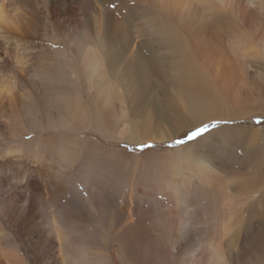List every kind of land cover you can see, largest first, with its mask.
<instances>
[{
  "label": "bare ground",
  "instance_id": "obj_1",
  "mask_svg": "<svg viewBox=\"0 0 264 264\" xmlns=\"http://www.w3.org/2000/svg\"><path fill=\"white\" fill-rule=\"evenodd\" d=\"M74 2L0 0V264H264V211L250 230L243 209H264L254 127L139 156L71 137L55 160L22 154L25 132L162 143L264 114V0Z\"/></svg>",
  "mask_w": 264,
  "mask_h": 264
},
{
  "label": "rangeland",
  "instance_id": "obj_2",
  "mask_svg": "<svg viewBox=\"0 0 264 264\" xmlns=\"http://www.w3.org/2000/svg\"><path fill=\"white\" fill-rule=\"evenodd\" d=\"M79 1L80 0H77V2H74V6H79V4H78ZM110 4L113 7L112 9L116 8V5H117L116 2H115L116 5L114 3H110ZM118 4H119V2H118ZM76 10L77 9L74 7V9H72V11H71L72 15L74 14L72 16V17H74L72 19L73 23H75L79 19L83 18L81 16V14H80V11L77 10V12H76ZM77 13H78V15H77ZM90 15H92V13H90ZM60 28L61 29H59V31H58L59 35H58V40L56 41L57 43L55 45V48H61V49L66 48L67 52H71V49H70L69 45L67 44V42H65V39H66V35L72 36V33L67 31V27H62L61 26ZM256 31H258L256 33V35H258L259 37H262V35H264V29L262 31H261V29H257ZM67 56L71 57V54H68ZM252 73L254 74V71H252ZM0 74H1L0 81H2V80L7 78V76L4 75L3 73H0ZM248 117L249 118H247L245 120H242V121H241V119L240 120L216 119L214 121L207 122V123H205V124H203L201 126L191 128V129L185 131L184 133L180 134L176 139L166 140V141H164L162 143H159L157 141L145 142L143 144H139V143L138 144H136V143L135 144L134 143H125V142H122V141L113 143L112 141L104 138L103 136H101L99 134H96L94 132H91V131L80 132V133H64V134L53 133L52 131H46V135H43L40 132L39 133L38 132H33V133L25 132L24 135H22V140H24L25 142H29L25 146H29L30 149H27L26 151H22V154L25 155V157H27L29 159V161L32 160L31 162H33L34 164H39L38 162L40 161V160H36L35 159V157H34L35 155L42 156L44 158H47L48 160H50V158L52 160H55V158H58V156L54 152H52V153H54V156H51L48 151H50L51 148L53 146H56L57 143H59L60 141L66 140V138L71 137V138L76 139V140H79V138H81L82 140L84 139L85 140L84 145H86V143L88 144V142H89L88 140L95 138L99 143L102 144V146L104 148H113V149H115L113 151V155H112L113 158L117 157V152L120 151V150L121 151L124 150L126 153L128 152L129 155H132V156H136V155L139 156V155H142V154H145V153L147 154V153L153 152V151L154 152L155 151H159V150L160 151H167V150H174V149H178V148H183V147L187 146L188 144L196 141L199 137H203L204 135L212 132L217 126L223 125V124H227V125L233 126V127L236 126V128H238V125H243V124L246 125V126H251V127H254L257 130L256 132H258L260 134L262 133L261 135L264 137V132H263L264 131V114H260L258 112L257 114H252V115H250ZM205 126H207V131L206 132H202L200 134V136L195 137L192 140H188V136L192 132H195L197 129L203 128ZM233 130H236V129H233ZM37 138H39V139L36 140ZM178 140H183L184 143L183 144H177L176 141H178ZM11 145H12V142H7V144H6V146L8 148ZM73 147L76 149V151H80V148L78 146L77 147L73 146ZM82 156L84 157V154ZM259 158L263 159V163H264V154H259L257 157H254V160L257 161ZM34 160H36V161H34ZM47 163H49V162H47ZM143 164H142V167H141L142 171H144V169H145V166H144L145 164L144 165ZM250 166H251V164L249 165V169H250ZM61 171H63V172H61ZM60 172H61V174L59 175V177L61 178V180L65 179L66 177H68V175H71V174H69V169H66V170L62 169V170H60ZM62 174L64 176H62ZM77 174L79 175V171H77L75 173V175H73V176L77 177V179H75V180L78 182V184H80L83 181V179L82 178H78L80 175L77 176ZM80 185L82 186L83 184L81 183ZM125 190H127V188ZM52 195H53V193L50 191L49 194H48V197L49 196L52 197ZM252 196L255 197L254 194ZM33 201L35 203L40 202L39 201V197H35ZM47 202H48V204L51 205L50 209L54 207V205H52V203L50 202L49 199H47ZM43 204L46 205V203H43ZM243 209L247 210L246 214H245V216H246L245 218H247V220H248V222H247L248 225L247 226L249 227L250 230H254V226L255 225H252V224H255L258 220H260V217H261L260 212L264 211V209L258 203L255 202V198L249 199L247 204L243 206ZM135 215L137 216V217H134L135 220H137V219L140 220V219L144 218L143 215H141V214H135ZM147 218L148 217H146L144 219L146 220ZM144 221L142 220L143 223H144ZM127 223L128 222H126V221H122V223L120 224V227L125 226ZM22 230H23V226H22ZM9 231L15 238L20 237L22 240H25V234L23 233V231H22V233H20V231H18V230L15 231L13 229H12V231H11V229ZM13 231H15V232H13ZM17 231L19 232V236H17V233H16ZM141 235L142 234H138V235H136V237L139 238ZM19 250H20L21 254L23 255L24 250L21 249V247H19ZM248 257H250V256H248Z\"/></svg>",
  "mask_w": 264,
  "mask_h": 264
},
{
  "label": "snow or ice",
  "instance_id": "obj_3",
  "mask_svg": "<svg viewBox=\"0 0 264 264\" xmlns=\"http://www.w3.org/2000/svg\"><path fill=\"white\" fill-rule=\"evenodd\" d=\"M207 131V126L203 127V128H200V129H197L195 132H192L189 136H188V140H192L193 138L195 137H198L200 136V134L202 132H206ZM177 144H183L184 141L183 140H178L176 141Z\"/></svg>",
  "mask_w": 264,
  "mask_h": 264
}]
</instances>
